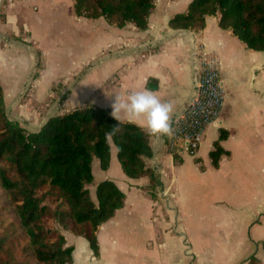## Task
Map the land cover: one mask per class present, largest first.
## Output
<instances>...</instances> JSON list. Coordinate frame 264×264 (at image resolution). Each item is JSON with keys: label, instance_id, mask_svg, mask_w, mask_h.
I'll list each match as a JSON object with an SVG mask.
<instances>
[{"label": "crops", "instance_id": "1", "mask_svg": "<svg viewBox=\"0 0 264 264\" xmlns=\"http://www.w3.org/2000/svg\"><path fill=\"white\" fill-rule=\"evenodd\" d=\"M190 1L155 0L141 31L130 23L116 27L103 18L77 17L73 0H0L3 106L9 118L30 132L52 116L84 106L107 109L114 118V97L145 89L157 93L161 102H173V122L196 91L195 45L219 61L224 107L217 123L205 128L195 157L171 155L166 137L158 139L142 120L118 114V121L149 135L152 157L145 163L155 184L150 191L147 177H126L111 146L109 166L98 174L123 192V207L98 227L96 256L85 239L64 233L66 246L72 247L69 264H233L229 257L236 251L250 253V246L258 249L249 257L264 264V50L246 48L230 30L219 28L218 16L206 17L199 31L170 29L169 19L185 12ZM172 6L179 12L169 14ZM65 43L82 47L81 59L45 81L47 58ZM36 52L43 70L33 77ZM58 82L61 87L53 88ZM24 92L28 99L22 98ZM220 129L227 134L220 141L226 154L214 168L209 152ZM187 193L196 219L188 232ZM232 215H241L237 235H208L215 223H226Z\"/></svg>", "mask_w": 264, "mask_h": 264}, {"label": "trees", "instance_id": "2", "mask_svg": "<svg viewBox=\"0 0 264 264\" xmlns=\"http://www.w3.org/2000/svg\"><path fill=\"white\" fill-rule=\"evenodd\" d=\"M154 1L73 0V11L77 17L103 18L116 27L130 23L142 31ZM208 16H218L219 28L230 30L249 50H264V0H191L167 25L199 31ZM116 125L117 134L106 139ZM226 137L220 129L209 152L214 168L226 154L220 146ZM148 138L140 127L93 106L52 116L38 130L26 131L7 117L0 86V264L71 263L72 247L62 231L85 239L96 256V231L123 207L125 195L105 180L95 185L91 198L86 186L93 181L92 161L106 170L114 147L123 174L147 177L151 191L155 175L145 163L152 157ZM246 264L260 263L251 256Z\"/></svg>", "mask_w": 264, "mask_h": 264}, {"label": "built area", "instance_id": "3", "mask_svg": "<svg viewBox=\"0 0 264 264\" xmlns=\"http://www.w3.org/2000/svg\"><path fill=\"white\" fill-rule=\"evenodd\" d=\"M196 91L187 107L172 122L174 135L166 137L165 149L171 155L195 157L205 128L215 124L223 111L225 91L219 78V61L201 45H195Z\"/></svg>", "mask_w": 264, "mask_h": 264}, {"label": "rangeland", "instance_id": "4", "mask_svg": "<svg viewBox=\"0 0 264 264\" xmlns=\"http://www.w3.org/2000/svg\"><path fill=\"white\" fill-rule=\"evenodd\" d=\"M168 1L170 2L171 0H168ZM169 9H170L169 14H171V15L174 14L175 12H179V10H180V9L179 10L173 9V6H172V8H169ZM60 48L61 49H59V52L57 53V55L53 51L54 56H51V57L49 56L47 58L46 71H45V74L43 77V79L45 81H47L53 75L56 76V73L59 74V73L63 72L66 68L73 66L74 63H76L78 60L81 59V56H82L81 54H82L83 50H82V47H80L79 45H76L74 43H71L68 45L65 43ZM42 70H43V63L41 62V56H39V53L36 52L35 67H33L31 76L34 77L35 75H37V73H39ZM53 70H57V71L54 72ZM30 81L32 82V79H30ZM60 87H61V84L59 82L53 86V88H55V89L60 88ZM26 93H27V91H26ZM26 93L24 92V94H22V98L28 99L29 96L26 95ZM31 98H32V102H34L37 99V97H34V96ZM36 104H37V102H36ZM6 115H7V113H6ZM7 117L9 118L8 115H7ZM9 119H11V118H9ZM13 121H15V120H13ZM24 129L26 131H29V132L31 131V130H28L26 128H24ZM92 169H93V181L91 184L86 186V188L90 191V193H92V189L94 188L93 187L94 184H96L97 182L102 180V179H100L101 177L99 176L98 173L103 172L99 169L97 160H93ZM111 169H113V168H111ZM3 194H4L3 191L0 189V197ZM187 195H188V193H187ZM189 196L190 195H188V199H186L187 202L184 201V204H186V205L188 204L187 206H190L188 209L189 213L187 214L186 221H185V229L187 230V232L189 230H194L193 229L194 228V222L196 220L195 219V213H194V203L192 202V200L191 201L189 200ZM240 227H241V215H238V216L232 215L228 218L226 223H220V224L215 223L214 226H212V228L208 232V235H237V231L239 230ZM62 232L65 233L64 231H62ZM242 236L244 237V239L248 238V235L246 233H244V235H242ZM263 240H264V236H263ZM256 249H258V248L255 246H250L249 247L250 253L245 252L246 250L243 251L245 253H242V254L239 253L238 251H236L234 255L229 257V260H231L233 262V264L235 261H236V264H238L242 259H246L250 255H252L254 252H256L257 251ZM259 254H262V252L260 250H259Z\"/></svg>", "mask_w": 264, "mask_h": 264}, {"label": "clouds", "instance_id": "5", "mask_svg": "<svg viewBox=\"0 0 264 264\" xmlns=\"http://www.w3.org/2000/svg\"><path fill=\"white\" fill-rule=\"evenodd\" d=\"M110 107L112 115L116 120L123 113L129 121L142 120L150 135L157 137H172L174 129L172 126L173 102H161L157 93L145 89L133 92L126 98L114 97ZM119 126H113L111 131L105 133L106 139L117 134Z\"/></svg>", "mask_w": 264, "mask_h": 264}]
</instances>
